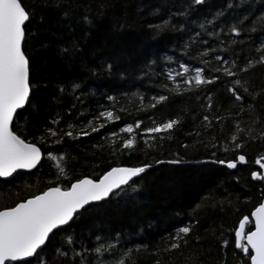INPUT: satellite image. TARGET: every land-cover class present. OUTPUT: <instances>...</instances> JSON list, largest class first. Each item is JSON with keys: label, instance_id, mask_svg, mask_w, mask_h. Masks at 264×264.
I'll list each match as a JSON object with an SVG mask.
<instances>
[{"label": "trees", "instance_id": "1", "mask_svg": "<svg viewBox=\"0 0 264 264\" xmlns=\"http://www.w3.org/2000/svg\"><path fill=\"white\" fill-rule=\"evenodd\" d=\"M27 3L37 12V19L26 28L25 54L29 58L32 89L30 100L19 118V127L14 118L13 130L22 138L34 139L43 133L45 126L63 128L68 121L83 126L96 112L97 105H111L112 101L106 97L113 96L116 98L115 108L127 109V113L119 112L121 120L106 125L98 133L65 143L62 150L70 153L71 158L61 166L68 168V178L83 175L98 178L115 165H152L139 178L133 179L137 185L135 189L103 203H94L84 211L72 225L76 234H84L87 240L89 233L97 235L101 234L98 230H102L105 235L127 234L124 247L147 244L148 251L135 253V264H154L157 259L161 264H236V259L243 254L235 248L234 229L239 219L250 215L264 199V180L251 177L254 158L264 156V139L248 140L245 144L241 151L247 157L246 164H238L231 170L216 163L217 160L235 158L236 153L231 150L228 139L234 130L233 118L224 121L222 127L214 123L212 129L205 130L202 117L204 114L224 116L229 110L235 114L240 109V103L233 102L227 85L220 82L209 86L214 104L208 111L202 107L207 103L204 96L201 94L197 100L191 93L183 96L169 93V101L157 105L155 110L148 113L137 111L141 107L137 93H143L147 104L148 98L160 91L156 85L167 82L162 76L145 79L137 69L146 60L153 59L157 61L153 71L160 73L165 64L175 67V64L163 61V56H182L179 49L187 39L186 35L171 30L156 33L148 27L167 18L166 15L153 16V10L160 8L166 13L168 7L165 4L170 7L174 0H75L80 7L74 8L68 19L60 15L59 8L43 6L42 0H27ZM226 3L227 0H205L191 18L207 14ZM234 3L240 5L234 10L237 14H244L248 3L254 5L253 11H260L261 0H244L243 3L234 0ZM171 10L177 9L171 7ZM84 14L92 21L90 25L77 19ZM180 22L184 21L181 19ZM234 38L245 40L243 34ZM259 42L254 34L250 45L246 41L243 45L228 47L240 56L243 63L247 53L240 49L254 48ZM216 54L224 55L220 50ZM188 55H195V51ZM101 62L114 65L110 75L89 72L91 68L99 69ZM183 62L187 63V58ZM196 66H199L198 62ZM240 78L248 82L251 91L262 89L264 67L257 66L241 74ZM74 84L79 88L74 90ZM250 102L246 100V109ZM261 105H264V95L256 99L255 112L246 111L235 117L242 120V126L254 127L257 136L264 131V108ZM80 111L85 114L77 116ZM57 114L63 119L59 125H53L51 121ZM149 115H154L157 122L180 116L181 123L165 133L163 140H157L153 148H147L138 136L133 154L118 151L119 142L113 147L102 139L107 133L117 131L124 122L141 119L144 120L142 128L152 126L147 119ZM250 116H259L260 119L253 125ZM197 132L200 135H196ZM36 142L39 145V141ZM225 143L229 145L228 151L224 148ZM45 148L54 154L57 152L56 145L45 144L42 151ZM43 160V164L34 170L18 171L15 179L0 178V207L12 206L18 198L51 186L50 182L59 173L55 162L49 166L46 156ZM176 160L180 163H172ZM61 182L67 183V179ZM188 221H195V224L186 246L182 244L179 249L155 253L157 246L161 249L167 246L162 237ZM225 239L228 244L222 245L221 241ZM47 243L48 247L41 255L53 264L52 257L56 255L53 249L60 246V236ZM31 264H36L35 260Z\"/></svg>", "mask_w": 264, "mask_h": 264}, {"label": "snow or ice", "instance_id": "2", "mask_svg": "<svg viewBox=\"0 0 264 264\" xmlns=\"http://www.w3.org/2000/svg\"><path fill=\"white\" fill-rule=\"evenodd\" d=\"M243 2L244 0H241V3ZM42 3L45 7L59 8L60 15L65 19L72 16L74 8L80 7L75 0H42ZM204 3L205 0H174L170 7L165 4V7H168L166 13L160 8L151 13L153 16L167 17L160 19L159 23L148 25L154 32L179 31L186 35L187 39L180 45L182 56L162 57L163 61L171 62L175 67L165 64L160 73H155L153 69L157 61L148 59L137 69L145 79L162 76L164 81L170 82L156 85L160 91L149 97L147 104L144 103L143 93H137L141 103L137 111L148 113L155 110L157 105L169 101V93L176 96L191 93L196 95L197 100L202 94L207 102L202 107L208 111L214 104L209 86L217 82L224 83L234 98L233 102L240 103L239 111L233 114L229 110L224 116L210 117L204 114L201 124L208 130L214 127V123L222 127L224 121L233 118L234 130L228 139L231 141V150L236 153L235 158L217 160L216 163L236 169L238 164L248 162L246 155L241 151L248 140L264 139V131H260L257 136L254 134V127L242 126V120L235 119L246 111L255 112L256 99L264 95V88L251 91L248 82L240 78L241 74L257 66L264 67V0H261L258 12L252 10V3H248L244 14H237L234 10L240 5L234 3V0H227L223 7L192 19L195 9ZM84 7L87 8L86 5ZM171 7L177 10L172 11ZM36 19L37 12L27 0H0V178L15 179L18 170H34L43 164L45 156L50 162L49 166L51 162H55L59 175L50 182L51 186L18 198L14 206L0 207V264H31L33 260L36 264H49L41 254L48 247L47 242L55 240L58 235L60 246L53 249L56 253L52 257L53 264H135V253L148 251L147 244L124 247L127 234L105 235L102 230H98L101 234L97 235L89 233L86 240L84 234H76L72 225L84 211L93 206V202L103 203L106 199L122 196L135 189L137 185L133 178H139V175L152 165L141 163L136 166L109 167L98 178H92L90 175L68 178V168L61 166L71 158L70 153L62 150L65 143L87 137L90 133H98L106 125L120 121L121 116L118 113H127V109H116V98L107 96L106 99L112 101V104L97 105L96 112L83 126L72 121L65 122L63 128L45 126L43 133L34 139L22 138V135L13 130L14 116L15 124L19 127V118L24 112L26 102L30 100L32 84L29 58L25 54L28 37L26 28ZM77 19L85 25L92 23L87 14ZM181 19L183 23L180 22ZM173 20H176V23H173ZM241 34L245 40L234 38ZM254 34L260 42L254 48L240 49L247 53L241 63L240 56L235 51H230L228 45H243L246 41L250 45ZM221 37L225 39L222 40ZM217 50L222 51L224 55H217ZM190 51H195V55L189 56ZM184 58H187V63L183 62ZM197 62L199 66H196ZM113 67L111 63L101 62L99 69L91 68L89 72L110 75ZM72 87L76 90L79 85L74 84ZM60 90L63 91V87ZM246 100L252 101L247 103V109L244 106ZM261 107L264 108V105ZM84 114V111H80L76 115ZM249 118L252 119L253 125L260 119L259 116ZM62 119L57 114L51 123L59 125ZM147 119L152 126L142 128L144 120L141 119L124 122L117 131L107 133L102 139L107 140L113 147L119 142L118 151L133 154L138 136L147 148H153L157 140H163L165 133L173 131L181 123L180 116L160 122H157L154 115H149ZM196 135L200 133L197 132ZM36 141H39V145ZM45 144L56 145L57 152L54 154L47 148L42 152ZM224 148L228 151L229 145L225 143ZM153 163L159 164L161 161ZM253 163L259 165L262 171H252L251 177L264 180V156H258ZM62 179H67V183H62ZM194 224L195 221H188L175 227L173 232L161 238L167 246L163 249L157 246L155 253L170 252L179 249L182 244L186 246ZM196 239L199 240V237ZM221 244L227 245L228 241L222 240ZM234 245L243 254L241 258L236 259V264H264V199L251 210L250 215L239 219L238 226L234 229ZM154 264H161V260H155Z\"/></svg>", "mask_w": 264, "mask_h": 264}, {"label": "water", "instance_id": "3", "mask_svg": "<svg viewBox=\"0 0 264 264\" xmlns=\"http://www.w3.org/2000/svg\"><path fill=\"white\" fill-rule=\"evenodd\" d=\"M27 103V102H26ZM14 118H15V116H14ZM43 152V151H42ZM246 159H247V157H246ZM221 165V164H220ZM115 166H118V165H115ZM115 166H112V167H115ZM127 166H133V165H127ZM224 166H226V165H224ZM227 167V166H226ZM229 169V168H228ZM231 170H233V169H231ZM18 171H21V170H18ZM22 171H31V170H22ZM107 171V170H106ZM103 175V174H102ZM4 179H8V178H4ZM133 179H135V178H133ZM94 203H99V202H93V204ZM12 206H14V205H12ZM25 259H27V258H25Z\"/></svg>", "mask_w": 264, "mask_h": 264}, {"label": "flooded vegetation", "instance_id": "4", "mask_svg": "<svg viewBox=\"0 0 264 264\" xmlns=\"http://www.w3.org/2000/svg\"><path fill=\"white\" fill-rule=\"evenodd\" d=\"M262 156H263V155H262ZM257 157H258V156H256V157L254 158V160H255ZM254 160H253V161H254ZM254 167H255V168H253V171H262V170L260 169V166H259V165H255V164H254Z\"/></svg>", "mask_w": 264, "mask_h": 264}]
</instances>
